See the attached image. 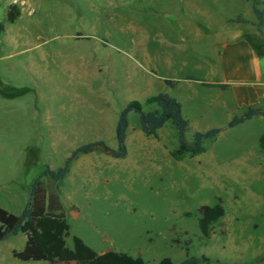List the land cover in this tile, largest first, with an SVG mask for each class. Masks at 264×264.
<instances>
[{
	"label": "rangeland",
	"instance_id": "rangeland-1",
	"mask_svg": "<svg viewBox=\"0 0 264 264\" xmlns=\"http://www.w3.org/2000/svg\"><path fill=\"white\" fill-rule=\"evenodd\" d=\"M10 6L19 11L12 24L6 20ZM258 9L264 11V0ZM238 17L248 23L229 22ZM0 24V207L16 215L46 166L57 169L72 149L95 141L116 149L118 114L128 102L143 104L160 93L181 96L191 120L215 110L213 96L172 92L160 77L202 79L217 70L221 39L264 55V25L258 33L253 0H0ZM153 108L143 105L144 112ZM228 117L219 108L217 126ZM128 124L127 131H134L125 158L112 161L97 149L100 160L87 162L84 186L79 165L57 184L68 226L65 246L71 249L77 237L97 253L121 252L151 263L171 258L173 264H247L217 259L235 254L254 260L264 234L250 233L243 212L234 210L242 219L208 242L196 220L200 206L220 203L229 213L228 201L237 205L248 181L238 178L235 163L247 149V166H258L256 137L264 133V122L223 129L204 142L203 153L180 161L170 156L178 143L170 123L155 136L140 137L138 114L129 113ZM194 133L189 126L187 143ZM258 177L264 197V172ZM257 219L264 226V216ZM224 229L221 218L214 232ZM25 241L18 234L0 242V264H49L14 259L12 252Z\"/></svg>",
	"mask_w": 264,
	"mask_h": 264
},
{
	"label": "trees",
	"instance_id": "trees-1",
	"mask_svg": "<svg viewBox=\"0 0 264 264\" xmlns=\"http://www.w3.org/2000/svg\"><path fill=\"white\" fill-rule=\"evenodd\" d=\"M260 0H253V13L257 19V31L261 32L264 25V11L258 9ZM19 17L16 6H10L6 14L8 23H14ZM230 23L247 24L241 17L229 20ZM4 26L0 24V33ZM192 79V78H190ZM164 83L173 87L174 83L165 80ZM206 87L225 89L224 85L204 84ZM143 105L154 106L153 110L144 112ZM139 116L140 128L144 135L155 136L157 131L167 123L177 132L178 147L170 153L175 160L184 156H196L204 152V142L214 139L220 129H211L204 133H194L192 143L185 141L188 121L182 116L181 105L166 94L148 97L144 103L130 101L119 113L115 126L116 149L109 148L103 141H95L79 146L71 151L64 164L57 169L44 168L39 177L31 184L27 203L19 214H13L0 207V242L18 234L26 238L21 251H13L12 257L21 262H47L49 264H152L140 256L133 257L125 253L106 251L98 254L85 245L77 237L72 238V248L65 246L64 237L68 226L65 222V211L61 202L57 184L67 175L71 163L80 155L89 154L97 149L102 150L114 159L126 156L125 139L128 129V114ZM262 115L264 111L248 109L243 115L233 117L227 124L232 128L251 118ZM259 147L264 153V135L259 139ZM198 227L201 236L208 239L214 225L223 217L224 209L220 203L214 206L204 205L199 209ZM189 215V214H187ZM157 264H173L169 258L160 260Z\"/></svg>",
	"mask_w": 264,
	"mask_h": 264
},
{
	"label": "crops",
	"instance_id": "crops-1",
	"mask_svg": "<svg viewBox=\"0 0 264 264\" xmlns=\"http://www.w3.org/2000/svg\"><path fill=\"white\" fill-rule=\"evenodd\" d=\"M220 41L222 42L221 43L219 42V45L215 48V50L218 51V56H219V68L217 70L209 69L208 71L205 72L202 79H195L193 77H183L182 79H174V78H171L170 75L162 76L159 79L163 83L165 80L172 81L174 83L173 87H169L165 83L164 85L168 87L172 92L177 89H183L189 92L188 97L192 99L196 98V96L198 95L196 92H199V91H202V94L204 96H208L209 98L213 96L211 100L213 101V103L216 104L215 110L212 113H208V112L199 113L198 114L199 120L197 119L191 120L187 116H184L183 108L181 106L182 116L188 121L189 126H195V133L197 132L204 133L211 129H220L221 131L223 129L224 130L228 129L226 126L230 122V120L235 116L243 115L248 109H259V110L264 111V55L261 56L260 58L255 57L254 55H252V51H250V49L247 48L246 44L242 42H235L231 40L226 41L222 39ZM204 84L224 85L225 89H220L218 87H206ZM170 97L175 99L177 102L181 99V96H170ZM219 108H223L229 114L228 121L222 127L221 126L218 127L215 122L216 111ZM253 120L264 122V116L262 115L255 116L251 118L250 120H247L238 126L244 125L248 123L249 121H253ZM199 125H202L205 128L198 129L196 126H199ZM238 126H235V127H238ZM164 127L165 125L162 128ZM235 127H232V128H235ZM128 129L129 130L131 129V126H129V124H128ZM132 131H134V129H132L131 131H127V135L125 139V146H126V151H127L126 155L129 153V145H130L129 137H130V132ZM139 131L140 130L136 131L137 137H140V135L143 134L142 131L140 132ZM262 135H264V133L259 134L256 137V141H258L257 142L258 146H259V139ZM177 147H178V143H177ZM95 151L89 154H83V155L78 156L71 163L69 171L67 173L68 175L73 165L75 167L79 165V172H80L79 174L83 178V183H82L83 186H84V183H86L84 173H86L87 168H88L87 162H89L90 160L92 161L97 160L96 158L100 160L99 157L94 153ZM171 152L172 150L170 151V153ZM70 153L66 156L65 160L69 157ZM250 154H251V150L248 152V150L245 149V152L241 155V158H239V162L235 163V165H240L241 172L239 174V177L236 175L229 174L228 172L226 174L228 177H231V178L238 177L241 181H244V180L248 181V188L245 189V192L241 190L242 195L237 205L234 204L232 199L228 201V204H229L228 208L230 209V212L229 213L227 212L226 207L223 208L224 215L222 218L224 219V222H225L224 231L222 232V234H215L214 227H213L210 237L206 239L207 242L211 240L215 235H221V236L225 235L227 233L228 224L229 222L233 221V219H235L236 222L242 219L241 215L237 217L234 216L233 214L234 210H237V211L240 210L246 215L247 222H245V227L249 228V230L251 231L250 232L251 234H264V233H261L264 231L263 222L260 223L259 220L257 219V217L261 218L264 216V213H263L264 212L263 211L264 210V197L262 196L260 191H258V182L260 178L258 176H259V173L264 172V153L262 152L261 149L259 150V154L257 158L258 166L254 167V170L250 168L249 166H247L248 158L250 157ZM113 160H119V159L112 158V161ZM112 161L108 163H111ZM175 161H180V160H175ZM95 169H98V166H95ZM98 174L99 172H97V175L96 177H94L93 182L95 181V178H97L98 180V177H97ZM255 184H257V186L255 188H251ZM83 186L81 187L82 190H83ZM61 202H62V199H61ZM201 207L202 206L198 208V211ZM187 214L190 215V213H186V216H189ZM260 214L262 215L258 216ZM199 217L200 215L198 212V218L196 220L197 225H198ZM198 230H199V227H198ZM104 252L106 251H101L98 254H101ZM169 259L172 261L171 258ZM217 259L219 260L225 259L226 261L230 260L231 262L238 261V263L245 262L247 264H264V248L261 249V252L257 254L254 260H247L242 255H238V254L232 255L231 257H224V258H217ZM159 261H157L156 263H152V264H157Z\"/></svg>",
	"mask_w": 264,
	"mask_h": 264
}]
</instances>
